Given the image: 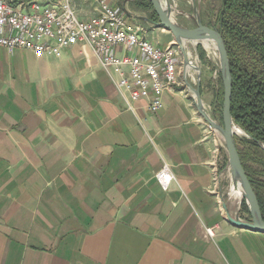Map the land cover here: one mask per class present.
Wrapping results in <instances>:
<instances>
[{
  "label": "crops",
  "instance_id": "1",
  "mask_svg": "<svg viewBox=\"0 0 264 264\" xmlns=\"http://www.w3.org/2000/svg\"><path fill=\"white\" fill-rule=\"evenodd\" d=\"M108 1L157 46L175 43L138 0ZM71 3L82 19L100 8ZM211 62L200 69L207 111L221 85ZM198 74L182 63L152 112L88 44L61 56L0 47V264H264V232L228 220L251 214L227 178L213 181V140L186 83ZM165 164L167 189L156 178Z\"/></svg>",
  "mask_w": 264,
  "mask_h": 264
},
{
  "label": "built area",
  "instance_id": "2",
  "mask_svg": "<svg viewBox=\"0 0 264 264\" xmlns=\"http://www.w3.org/2000/svg\"><path fill=\"white\" fill-rule=\"evenodd\" d=\"M97 1L98 14L82 19L71 0H22L17 4L0 0V47L23 48L36 56H61L65 48L88 44L110 74L120 73L119 86L130 92L132 100L146 98L150 111H158L165 90L178 82L183 63L180 47L177 43L157 46L144 35L143 27L131 21L124 7ZM122 46L136 54L122 55ZM203 124L206 138L213 140L209 162L213 181L219 184L222 177L232 181L222 135L205 120ZM156 178L167 189L174 173L165 164ZM207 233L214 236V227L207 228Z\"/></svg>",
  "mask_w": 264,
  "mask_h": 264
},
{
  "label": "trees",
  "instance_id": "3",
  "mask_svg": "<svg viewBox=\"0 0 264 264\" xmlns=\"http://www.w3.org/2000/svg\"><path fill=\"white\" fill-rule=\"evenodd\" d=\"M137 2L159 19L149 0ZM218 30L229 55L232 116L248 134L236 136L237 148L264 218V0H221ZM218 98L223 107L222 81ZM241 209L250 213L245 199Z\"/></svg>",
  "mask_w": 264,
  "mask_h": 264
},
{
  "label": "water",
  "instance_id": "4",
  "mask_svg": "<svg viewBox=\"0 0 264 264\" xmlns=\"http://www.w3.org/2000/svg\"><path fill=\"white\" fill-rule=\"evenodd\" d=\"M149 1L151 2L155 12L157 13L159 21H154L152 19L149 20L157 25L164 26L172 32L175 38V43H177L180 47L183 56L185 72H187L188 68H190L192 64V60L190 59V54L187 46L188 42L198 44L201 41L208 40L213 41L215 43L219 56V70L224 86L222 123L217 122L205 108L201 96V74L200 69L198 70L197 66L196 69L199 71L197 84L194 85L190 83L188 78H186V83L193 93L195 105L197 106L201 116L206 122L212 125V127L222 135L225 142L228 161L231 168V178L235 183H237L238 181L240 182L243 191L241 201L245 199L249 207V211L251 214L250 221L242 220L239 216L234 217L230 213H228L227 215L228 220L238 226L264 232V218L262 215L260 203L242 164V160L235 139L238 135V133L236 132L237 128L243 130L245 136H248V134L244 129H242L234 122L232 116V74L230 70L228 51L224 43L222 34L217 28L205 25L200 15H197L194 27H187L181 25L173 17L169 0ZM192 1L194 4V10L196 12V0ZM261 145L264 146V144Z\"/></svg>",
  "mask_w": 264,
  "mask_h": 264
},
{
  "label": "rangeland",
  "instance_id": "5",
  "mask_svg": "<svg viewBox=\"0 0 264 264\" xmlns=\"http://www.w3.org/2000/svg\"><path fill=\"white\" fill-rule=\"evenodd\" d=\"M169 2L171 4V11H172L173 17L178 23L184 24L183 26L185 25L195 26L196 17L197 15H200L205 25L210 26V27H215L218 29V15H219V10L221 6V0H196V4H197L196 12L194 10V4L192 0H169ZM188 48L190 49V52L192 53V57H194V59L196 60V61L195 60H192V61L196 63V65L198 66V70L201 69V65L204 62V60L206 62L207 61L211 62L209 59H211L213 62V68L219 70V58H218L219 56H218L217 49L212 50L215 54L210 53L205 48L203 42H200L198 44L188 42ZM206 55H207V58L204 59ZM219 71H216L217 73L214 72V75L216 79L222 81L221 74L219 73ZM220 88H221V85H220ZM222 110H223V107L218 98L216 101V104L214 105L213 108L209 109L208 113L217 122L222 123L223 122ZM237 136L244 137L245 135H237ZM226 185H227V190H231L232 185H234V181L233 180L231 181V179L228 178L226 180ZM238 200L240 201L241 198H238ZM243 200L241 201V205H242Z\"/></svg>",
  "mask_w": 264,
  "mask_h": 264
},
{
  "label": "bare ground",
  "instance_id": "6",
  "mask_svg": "<svg viewBox=\"0 0 264 264\" xmlns=\"http://www.w3.org/2000/svg\"><path fill=\"white\" fill-rule=\"evenodd\" d=\"M203 42L205 48L210 52V53H213L215 54L212 50H215L216 49V46H215V43L213 41H208V40H205V41H201ZM196 63L194 61H192V64L190 66L191 69H194L195 71L198 72V70L196 69ZM198 67V66H197ZM238 135H244L245 133L243 132V130H241L240 128H237L236 129ZM242 188H241V184L240 182L238 181L237 183L234 182V185H232V188H231V191H230V195L236 197V199L238 198H242Z\"/></svg>",
  "mask_w": 264,
  "mask_h": 264
}]
</instances>
